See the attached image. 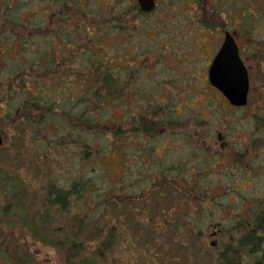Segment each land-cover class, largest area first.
Here are the masks:
<instances>
[{
	"label": "rangeland",
	"instance_id": "374dc122",
	"mask_svg": "<svg viewBox=\"0 0 264 264\" xmlns=\"http://www.w3.org/2000/svg\"><path fill=\"white\" fill-rule=\"evenodd\" d=\"M158 2L159 9L155 14L138 20L136 32L129 29L116 31V21H111L114 26L107 29L99 25L102 22L91 19L92 15L98 16V12L112 10V6L117 8L113 0L80 3V8L85 9L88 14L85 26L94 28L96 36L87 48V39L83 35L77 32L75 39L79 49L92 50L91 54L96 56L93 61L100 60L106 64L111 59L119 68L122 66L120 62L125 61L131 67L129 71H135L130 87L134 82L133 90L140 95L137 98L128 96L122 99L116 106L117 111L112 120L116 122L119 119L137 117L147 108V104H153L159 110L163 107L165 116L171 115V121L164 119L165 123L159 133L153 136L140 132L124 134L121 142H117L112 136L111 141L98 134L87 135L86 142L93 143L99 149V153L90 154L87 161L82 160L81 149L77 143L70 141L65 129L58 130L59 135L64 138L55 139L50 145H43L48 149L46 153L43 149L33 151V147L40 146L41 143L34 145L29 141L17 147L7 146L9 148L6 150L2 147L4 140L0 136V208L7 197L5 183L8 180H4L5 176L15 178L25 188L22 199L28 209L39 207L51 180H55L59 186H68L81 175L85 178L95 177L94 182L101 194L112 196L116 188L122 187L131 195L142 192L154 174L165 171L176 175V179L191 181V170L201 169L202 180H193L195 183L187 184L186 188L176 194L164 193L160 198L154 197L152 203L160 201V207L144 216L142 210L145 209H139L135 202L128 203L125 210L124 206H118L117 211L111 208L106 210L108 219L119 222L117 231L120 239L117 240L118 246L114 253L98 264H114V259L115 264H214L217 257L225 253L231 238L233 242L229 246H237L235 229L240 223L248 222L246 220L257 209L259 201L264 202V59L261 57L264 54H259L264 52V7L260 13L262 22L257 29L243 35L235 25L226 31L208 26L213 13L205 3L199 5L201 8H196L194 0ZM209 6L214 8L211 4ZM260 6L258 2L253 3L254 13L259 14L257 11ZM24 9L25 18L34 19L35 13L30 6ZM233 23L235 24L234 20ZM145 31H148L147 35ZM224 32L234 36L250 79L249 104L247 108L235 112L228 109L224 97L211 86L206 72L211 55L218 51L223 42ZM25 38L29 42H37L29 33ZM59 48L53 51L55 55ZM79 49L69 65L73 73L67 75L62 72L61 82L54 81L51 74H48L42 78L41 86L33 87L34 83H29L30 89L36 91L35 88L44 89L48 86L44 90L47 91L54 85L60 91L56 99L62 104L65 98L72 99L71 89L81 95L87 78ZM36 50V45H31V53L15 57V60L24 63V72H29L30 65L26 56L35 54ZM161 54L170 57L162 75L171 80L172 94L165 100L156 98L161 87L152 86L157 78L162 79L160 71L164 64L161 62ZM11 73L13 75L10 67L2 61V84L10 78ZM59 82L60 88L57 87ZM173 94L177 99H173ZM142 95L148 101H144ZM75 105L78 104L75 102ZM17 108V101L0 94V130L8 129L6 125H11ZM102 116L107 118L106 114ZM218 134L222 136V143L230 145L231 151L219 145L215 149L222 152V155L208 151L210 146L219 142ZM256 135L259 138L254 139ZM15 138L9 137L11 142ZM73 139L76 140L74 135ZM117 145L123 149L122 155L115 152ZM154 149L158 151L155 153ZM246 151L248 155L240 156ZM196 183L204 185L197 188L202 189L203 197L208 200L207 206H199L190 196ZM158 209L165 215H158ZM28 211L33 214L32 210ZM78 211L80 210L75 208L74 214ZM177 219L193 222L197 226L193 231L202 232L206 237L190 239L184 232L176 233ZM107 232H104L102 239ZM13 238L23 248L33 243V238L27 232L24 238L19 233ZM98 243H94L93 248L89 249V255L94 253ZM37 252H40V258L48 264H62L54 249L38 245L34 254ZM227 256L229 255L226 254Z\"/></svg>",
	"mask_w": 264,
	"mask_h": 264
},
{
	"label": "trees",
	"instance_id": "16d2710c",
	"mask_svg": "<svg viewBox=\"0 0 264 264\" xmlns=\"http://www.w3.org/2000/svg\"><path fill=\"white\" fill-rule=\"evenodd\" d=\"M86 1L89 0H0V65L4 61L13 72L5 83L2 84L3 80L0 81L2 84L0 94L18 102L11 125L8 123L6 125L8 129L0 130L4 149H8L7 146L17 147L29 141L34 145L37 142L41 143L40 146H34L33 151L43 149L46 153L48 149L43 145H50L55 139L61 138L63 135H59L58 130L65 129L70 141L77 143L81 149L82 160L87 161L90 154L99 153V149L94 147L93 143L86 142L87 135L98 134L111 141L112 136L118 140L117 142H121L124 134L140 132L150 136L156 135L162 129L164 119L168 118L171 121L170 114L167 116L163 114V107L159 110L158 106L153 104H147V108H144L137 117L119 119L116 122L112 120L114 112L117 111L116 106L122 99L131 96L127 90L130 84L123 80L121 69L115 66L111 59H108L106 64L99 59L93 61V57L96 56L91 54V49L77 47L78 41L75 39L77 32L87 39L86 48L96 36L94 28L85 26L88 14L79 6L80 3L87 4ZM194 1L196 8L205 3L208 10L213 13L212 20L207 25L216 30L226 31L235 25L237 31L245 35L255 31L262 22L260 15L264 7L262 0H213V3L209 0ZM254 2L261 5L257 11L259 14L253 11ZM113 4L118 7L112 6V10L98 12V16L92 15L91 19L102 22L99 25L107 29L114 26L111 21H116V31L129 29L136 32L138 20L149 17L140 11L136 0H113ZM210 4L214 8L210 7ZM28 6L35 13L32 20L25 18L24 8L27 9ZM204 22L206 23V20ZM27 33L37 39L36 44L25 38ZM144 33L147 35L148 31ZM31 45H36L37 50L35 54L26 56L30 65L29 72H24V63L15 60V57L18 54L31 53L29 51ZM58 47L60 48L55 55L53 51ZM77 49L82 53L87 78L81 95H77L71 89L72 99L65 98L62 104L56 99L60 91L54 85L47 91L44 90L48 86L44 89L35 88L36 91L30 89L29 83H34L33 87L41 86V80L48 74H51L54 81H60L62 72L67 75L73 73L69 65ZM259 54L262 55L264 52ZM60 82L57 83L59 88ZM142 99L148 101L143 95ZM75 102L78 105L74 106ZM96 113L101 116L95 115ZM102 114H106L107 118ZM169 121L167 120L168 123ZM73 135L76 140L73 139ZM9 137L16 138L11 142ZM257 138L258 135L254 139ZM115 152L122 155L123 149L117 145ZM175 177L176 175L163 171L154 174L148 180L147 187L140 193L129 195L127 194L129 192L121 187L116 188L112 196L100 193L94 182L95 177L85 178L81 175L68 186H59L55 180H51L39 207L27 209L22 199L25 188L18 184L15 178L5 176L4 180H8V183H5L7 197L0 208V264H48L40 258V252L34 254L38 245L54 249L62 264H98L99 261L101 263L109 254L114 253L118 246L117 240L120 239L118 235L120 233L117 231L119 222L108 219L106 210L111 208L117 211L118 206H124L125 210L128 203L135 202L139 209H145L142 210L144 216L160 207V201L157 204L152 203L154 197L160 198L164 193L176 194L191 183ZM190 196L199 206H207L208 200L203 195ZM75 208L80 210L76 214ZM28 210H32L33 214ZM158 215L165 214L158 209ZM176 221V233L184 232L190 239L206 237L202 232L193 231L197 227L193 222L181 219ZM246 221L248 222L240 223L235 229L237 246L235 248L229 246L233 242L231 238L225 253H221L214 264H264V202H258L257 209ZM105 231H108L107 235L102 239ZM26 232L33 238L31 241L33 243L23 248L14 241L13 236L19 233L24 238ZM96 242H99L97 248L89 255V249H92ZM226 254L229 256L226 257ZM115 261L116 259L113 260L114 264Z\"/></svg>",
	"mask_w": 264,
	"mask_h": 264
},
{
	"label": "water",
	"instance_id": "95a60500",
	"mask_svg": "<svg viewBox=\"0 0 264 264\" xmlns=\"http://www.w3.org/2000/svg\"><path fill=\"white\" fill-rule=\"evenodd\" d=\"M144 13H151L155 0H137ZM210 84L218 89L230 105L245 107L248 104L250 92V79L248 69L243 63L239 47L232 34L227 32L223 44L216 55L210 70Z\"/></svg>",
	"mask_w": 264,
	"mask_h": 264
},
{
	"label": "flooded vegetation",
	"instance_id": "af4514ba",
	"mask_svg": "<svg viewBox=\"0 0 264 264\" xmlns=\"http://www.w3.org/2000/svg\"><path fill=\"white\" fill-rule=\"evenodd\" d=\"M155 2H156V6H155V8H154V10L151 12V13H144L142 10H141V8L139 7V5H138V2H137V0H136V3H137V5H138V7H139V9H140V11L143 13V14H145V15H147V16H149V17H151L153 14H155V12L159 9V2H158V0H155ZM212 32V31H211ZM225 34H226V32H224V37H225ZM223 41H224V38H223ZM222 44H223V42H222ZM222 44L219 46V49H218V51L217 52H215L214 54H212L211 55V57H210V63H209V67L207 68V70H206V72H207V79L209 80V70H210V67H211V65H212V63H213V61H214V59H215V57H216V55L218 54V52H219V50L221 49V46H222ZM251 46H253V45H251ZM162 50H164L163 49V47L161 48ZM164 53L166 54L167 52L166 51H164ZM161 56V62L164 64V66L162 67V69H161V71H160V75H161V77H162V79L160 80L159 78H157L155 81H153L152 82V86H153V88H155V87H157V86H159V87H161V91H160V93L158 94V96L156 97L157 99H159V100H165V99H167L168 97H170L171 96V94H172V91H171V89H170V85L172 84V82H171V80H169L166 76H164V75H162V72H163V70H165V68L167 67V65H168V63L170 62V57H168V56H163L162 54L160 55ZM262 57V59H264V57H263V55L261 56ZM120 64L122 65L121 66V72H122V78H123V80L125 81V82H128V84H130L131 82H132V80H133V78H134V75H135V71L133 70L132 72H130L129 70H130V66L129 65H127L128 63H125V61L124 62H120ZM205 72V73H206ZM210 82V81H209ZM133 84H135L134 82L131 84L132 86L131 87H129V89H127L128 91H129V93L131 94V96L133 97V98H137V97H139V95H140V93L139 92H136V91H134L133 90ZM212 86V85H211ZM213 87V86H212ZM217 92H219V95L220 96H223V94L218 90V89H216L215 87H213ZM175 94V93H174ZM173 94V99H174V97H176L175 99H177V96H175ZM250 94V93H249ZM224 97V96H223ZM249 98V97H248ZM224 99H225V102H226V105H227V107H228V109L231 111V112H235V111H239V110H241V109H244V108H247V106H248V104H249V100H248V104H247V106L246 107H242V108H239V107H234V106H232V105H230L229 104V102L226 100V98L224 97ZM203 137H205V135L203 134L202 135ZM218 140H219V142L222 140L223 141V139H222V136H221V134H218ZM222 141H221V144L219 143V142H215L214 143V146H210L209 148H208V151L211 153V154H215V153H217L218 155H222V152L220 153V151H216V146H220L221 148H225V150H228V151H231L232 149L230 148V145L227 143V145L226 144H224V143H222ZM192 142V141H191ZM187 143H189L188 141H187ZM155 150V153L158 151V150H156V149H154ZM153 150V151H154ZM242 155H248V152L246 151V153H241L240 154V156H242ZM202 168V167H201ZM202 170L204 171V169L202 168ZM197 172H199V173H197ZM201 173H202V171H201V169L199 168V169H195V170H191V174H190V177H191V183L192 182H194L193 180H202V175H201ZM193 178V179H192ZM184 179V178H183ZM191 183H189V185H191ZM195 183V182H194ZM202 184H198V183H196V185H195V188L191 191V195L193 194V195H196V196H201L202 195V189H199V188H197V187H202V186H204V185H202Z\"/></svg>",
	"mask_w": 264,
	"mask_h": 264
}]
</instances>
